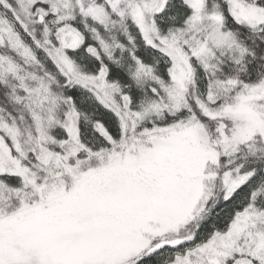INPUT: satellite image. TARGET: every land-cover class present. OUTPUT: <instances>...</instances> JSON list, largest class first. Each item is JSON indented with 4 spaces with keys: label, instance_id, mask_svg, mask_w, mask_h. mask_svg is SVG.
<instances>
[{
    "label": "snow or ice",
    "instance_id": "6c2138e0",
    "mask_svg": "<svg viewBox=\"0 0 264 264\" xmlns=\"http://www.w3.org/2000/svg\"><path fill=\"white\" fill-rule=\"evenodd\" d=\"M0 264H264V0H0Z\"/></svg>",
    "mask_w": 264,
    "mask_h": 264
}]
</instances>
